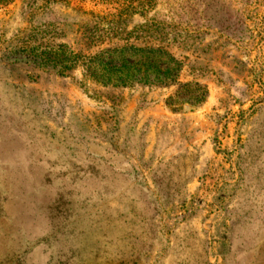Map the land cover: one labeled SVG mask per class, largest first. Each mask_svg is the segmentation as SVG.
Wrapping results in <instances>:
<instances>
[{"label":"rangeland","instance_id":"1","mask_svg":"<svg viewBox=\"0 0 264 264\" xmlns=\"http://www.w3.org/2000/svg\"><path fill=\"white\" fill-rule=\"evenodd\" d=\"M258 256L264 0H0V264Z\"/></svg>","mask_w":264,"mask_h":264},{"label":"trees","instance_id":"2","mask_svg":"<svg viewBox=\"0 0 264 264\" xmlns=\"http://www.w3.org/2000/svg\"><path fill=\"white\" fill-rule=\"evenodd\" d=\"M141 68H143V66H141ZM140 71V70H139ZM137 73H139V72H137ZM135 75V74H134ZM142 75H143V73L142 72H140L137 76L138 77H140L139 78V80H137V82L136 83H144V84H147L146 82H143L142 81V79H143V77H142ZM136 76V77H137ZM126 77V79H130V80H132L133 78L130 76V75H127V76H125ZM142 77V78H141ZM150 83V82H149ZM148 85H151V84H148ZM204 92H203V94H202V96H203V98L205 97L206 98V95H207V92L205 91V90H203ZM178 96V95H177Z\"/></svg>","mask_w":264,"mask_h":264},{"label":"crops","instance_id":"3","mask_svg":"<svg viewBox=\"0 0 264 264\" xmlns=\"http://www.w3.org/2000/svg\"><path fill=\"white\" fill-rule=\"evenodd\" d=\"M249 257H247L246 258V260H245V264H248L249 263ZM255 259H256V261H258V263L260 262V263H263L264 264V257H255Z\"/></svg>","mask_w":264,"mask_h":264}]
</instances>
